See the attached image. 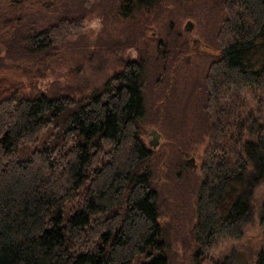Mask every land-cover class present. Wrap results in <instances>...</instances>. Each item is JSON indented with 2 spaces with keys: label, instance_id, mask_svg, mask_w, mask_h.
I'll return each instance as SVG.
<instances>
[{
  "label": "trees",
  "instance_id": "16d2710c",
  "mask_svg": "<svg viewBox=\"0 0 264 264\" xmlns=\"http://www.w3.org/2000/svg\"><path fill=\"white\" fill-rule=\"evenodd\" d=\"M158 1L122 0V12L150 11ZM225 2L229 39L209 89L214 95L231 87L264 92V0ZM25 40L42 53L55 41L47 31ZM19 76L0 77V264H170L148 165L154 150L139 133L146 115L143 63L127 61L81 98L72 88L57 97L29 93L27 84L35 83ZM62 120L70 147L56 158L55 148L42 143L27 157L25 146ZM243 152L232 151V162L214 140L206 150L194 264L218 241L242 237L238 224L250 209L248 168L264 178V140L247 142ZM82 193L81 207L66 213L69 197ZM257 264H264V249Z\"/></svg>",
  "mask_w": 264,
  "mask_h": 264
},
{
  "label": "rangeland",
  "instance_id": "374dc122",
  "mask_svg": "<svg viewBox=\"0 0 264 264\" xmlns=\"http://www.w3.org/2000/svg\"><path fill=\"white\" fill-rule=\"evenodd\" d=\"M20 1L0 0V77H28L35 83L27 84L29 93L57 97L72 88L81 98L121 72L127 61L143 63L146 115L139 133L149 147L154 129L161 136L159 146L150 147L154 155L148 165L170 264H194L193 229L206 150L214 140L233 162L232 151L244 157L247 142L264 138L263 91L231 87L214 95L209 89L211 69L229 39L225 0H159L150 11L135 7L129 17L122 0ZM189 21L192 33L186 31ZM41 31L55 39L45 53L25 40ZM61 122L25 146L27 157L42 143L55 148L56 158L57 151L70 147ZM257 177L249 164L250 209L238 224L242 237L218 241L201 264H257L264 249V178ZM79 197H69L66 213L81 207L85 194Z\"/></svg>",
  "mask_w": 264,
  "mask_h": 264
},
{
  "label": "bare ground",
  "instance_id": "6f19581e",
  "mask_svg": "<svg viewBox=\"0 0 264 264\" xmlns=\"http://www.w3.org/2000/svg\"><path fill=\"white\" fill-rule=\"evenodd\" d=\"M229 20V19H228ZM194 23L192 22V21H189L188 23H187V27H186V31L188 32V33H192V29H193V27H194V25H193ZM191 28V29H190ZM189 29H190V31H189ZM224 30H225V28H224ZM223 49V48H222ZM215 66H216V68H219V66L220 65H218V61H215V63L213 64V67H212V69H211V72H213V70H215ZM254 135H255V133H254ZM256 136V135H255ZM259 138H262L263 140H264V138L262 137V136H260V135H257V137H256V141L257 140H259ZM255 176V175H254Z\"/></svg>",
  "mask_w": 264,
  "mask_h": 264
},
{
  "label": "water",
  "instance_id": "95a60500",
  "mask_svg": "<svg viewBox=\"0 0 264 264\" xmlns=\"http://www.w3.org/2000/svg\"><path fill=\"white\" fill-rule=\"evenodd\" d=\"M190 29H189V31H190ZM152 135L154 136V141L150 142L149 145L153 149H156L159 146V144H160V141H161L160 137L161 136H160L159 132L157 130H155V129L152 131Z\"/></svg>",
  "mask_w": 264,
  "mask_h": 264
}]
</instances>
